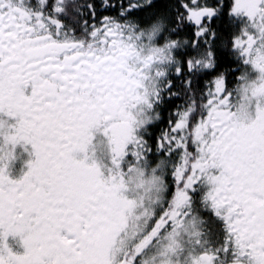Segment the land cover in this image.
<instances>
[{
	"label": "snow or ice",
	"instance_id": "6c2138e0",
	"mask_svg": "<svg viewBox=\"0 0 264 264\" xmlns=\"http://www.w3.org/2000/svg\"><path fill=\"white\" fill-rule=\"evenodd\" d=\"M0 264H264V0H0Z\"/></svg>",
	"mask_w": 264,
	"mask_h": 264
},
{
	"label": "rangeland",
	"instance_id": "374dc122",
	"mask_svg": "<svg viewBox=\"0 0 264 264\" xmlns=\"http://www.w3.org/2000/svg\"><path fill=\"white\" fill-rule=\"evenodd\" d=\"M18 151H20V150L18 149ZM25 159H27L26 154H25L24 156H22L21 159L17 160V161L13 164V166H12V174H13L14 176H19V175L21 174V169H22L23 166H24V165H23V161H24Z\"/></svg>",
	"mask_w": 264,
	"mask_h": 264
},
{
	"label": "flooded vegetation",
	"instance_id": "af4514ba",
	"mask_svg": "<svg viewBox=\"0 0 264 264\" xmlns=\"http://www.w3.org/2000/svg\"><path fill=\"white\" fill-rule=\"evenodd\" d=\"M10 242H12V241H11V238H10ZM21 250H22V249H21Z\"/></svg>",
	"mask_w": 264,
	"mask_h": 264
}]
</instances>
